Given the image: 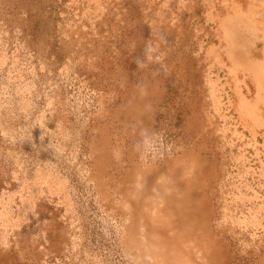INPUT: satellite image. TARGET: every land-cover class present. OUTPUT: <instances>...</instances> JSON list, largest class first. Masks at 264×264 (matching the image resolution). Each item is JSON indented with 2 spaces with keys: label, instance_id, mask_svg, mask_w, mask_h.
<instances>
[{
  "label": "rangeland",
  "instance_id": "obj_1",
  "mask_svg": "<svg viewBox=\"0 0 264 264\" xmlns=\"http://www.w3.org/2000/svg\"><path fill=\"white\" fill-rule=\"evenodd\" d=\"M146 85L138 132L122 107ZM169 167L214 264H264V0H0L8 264H209L174 228L172 252L143 248Z\"/></svg>",
  "mask_w": 264,
  "mask_h": 264
},
{
  "label": "bare ground",
  "instance_id": "obj_2",
  "mask_svg": "<svg viewBox=\"0 0 264 264\" xmlns=\"http://www.w3.org/2000/svg\"><path fill=\"white\" fill-rule=\"evenodd\" d=\"M151 96L152 89L147 85L140 86L139 88H134L131 90L130 96L125 102V105L122 107L123 113L126 114L125 116H128L129 118L128 121H132L134 122V124H136V130H138V132L146 128L147 123L145 121V117L147 116L148 118V115H146V113L148 112L147 103L149 102V98H151ZM132 108L134 109L136 114H132V112H130V110H133ZM167 170H169L167 174H161L162 180L160 186L162 190L160 189L161 191L158 192V194L160 195V199L157 203H160L162 207L160 206L159 210L156 209L158 214L161 213L162 217L160 219L162 220V224H159V226H157L156 228L153 225H150L148 227L142 225L143 239H145L146 236L148 237V240L143 241V248L146 252H148L147 248L151 247L154 252L157 251V248L152 244V241L156 240L159 242V244L157 245L161 249V253L164 248L170 249V252H172L174 248H171L173 243L170 242V236L171 232H174V228L176 230V233H173L174 235H172L175 239L174 242L177 241L176 239L183 237V235L181 236V233H185L187 236L186 239L189 238L193 241L195 239L196 241H198L200 238H202L203 241L201 244L195 242L194 245L203 246V242H206L204 244L205 248L201 247L199 249L203 250L202 260L204 261V263L214 264L218 260V252L215 250L212 241H210V237L207 235V221L205 220L207 209L205 205L201 203L200 197L198 195L190 198V196L193 194L190 193L192 186L189 188L186 187V185L182 181H177L178 178L176 174L178 173V171L180 172V170H173V168L171 169L170 167ZM141 177L142 181L140 183V186L142 190H144L145 188L150 186V174L149 172H147L145 173V175H141ZM190 184L191 181H189L187 185ZM156 186V188H158V184ZM149 219L151 218L149 217ZM166 232L170 234L169 237L164 236L167 234ZM138 233V231L135 232L129 229L127 235L130 238L132 236L137 237L138 241ZM127 235L126 242L129 245L132 244L133 248L135 242L132 240L128 241ZM192 251H195V248H193ZM0 264H8V261L6 260V258L0 256Z\"/></svg>",
  "mask_w": 264,
  "mask_h": 264
}]
</instances>
